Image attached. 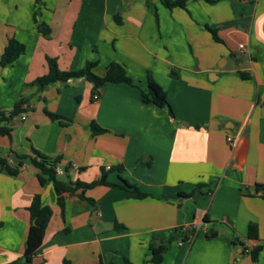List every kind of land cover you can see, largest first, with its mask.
Instances as JSON below:
<instances>
[{"label": "crops", "instance_id": "1", "mask_svg": "<svg viewBox=\"0 0 264 264\" xmlns=\"http://www.w3.org/2000/svg\"><path fill=\"white\" fill-rule=\"evenodd\" d=\"M164 1L0 0V56L11 38L26 46L14 63L0 61V112L25 100L7 123L12 137L0 134V155L13 163L35 147L62 157L64 182H91L104 169L108 181L148 194L97 185L84 190L91 203L83 189L41 185L30 164L15 176L0 168V264H143L154 239L167 242L194 219L196 237L172 241L161 264H264V0ZM48 57L62 70L97 61L99 75L115 61L134 85L107 82L99 99L84 77L31 85L48 73ZM149 74L166 91L164 107L142 101ZM92 122L106 131L94 135ZM36 194L53 215L28 261Z\"/></svg>", "mask_w": 264, "mask_h": 264}, {"label": "trees", "instance_id": "2", "mask_svg": "<svg viewBox=\"0 0 264 264\" xmlns=\"http://www.w3.org/2000/svg\"><path fill=\"white\" fill-rule=\"evenodd\" d=\"M214 2V0H209ZM165 4L169 8L174 7H187L188 0H165ZM38 13L35 11L33 14L34 22L38 25V29L41 33L49 36L51 29L49 25L45 22H40L38 19ZM214 38L221 41L217 33V29L209 27ZM26 46L23 42L16 38H11L5 47L3 54L0 56V61L2 65L11 64L18 60V58L25 52ZM49 71L47 74L35 79L31 85H38L39 87H44L48 84L55 83L57 81H69L71 79L84 77L94 84V93H100V89L107 83H128L134 85V79L128 74L124 65L118 62H111L106 67V71L103 75H99L95 72V68L98 65L97 61H87L85 66L79 70H62L60 69L57 59L53 57H48ZM244 74V73H243ZM148 90L142 92V101L144 103H154L160 107L166 105V91L155 81L153 76L149 74L148 77ZM24 99L19 100L15 105L14 109L8 113L0 112V134L8 135L12 137V128L7 125V123L13 120L19 113L23 111L22 104ZM171 111V110H170ZM47 114L51 119H60L62 121V116L56 113H52L46 110ZM172 112V111H171ZM63 122V121H62ZM91 130L94 135L100 134L106 131L105 128L101 127L98 123H91ZM16 154V153H15ZM16 160L11 163L10 156L0 155V168L9 175H18L20 170L25 164H30L35 167L38 173V179L41 185H46L52 183L57 190L64 185L66 188L72 192L76 193L77 190L83 189L80 196L85 198L91 203H95V200L91 197L86 196L84 190L88 188H93L97 185H107V186H120L124 188L129 197L134 198H144L148 196L147 193L141 191L137 186L131 184L126 179H122L123 183H113L108 181V172L103 169L102 175L99 179L93 180L91 182H82L80 180H72L69 177L66 178L64 182L57 171V168L63 164L62 157L52 158L39 149L32 147L29 154L18 155L16 154ZM70 165L65 166L66 172L69 171ZM259 188H264V185H258ZM197 194V190L186 193V196H194ZM60 198V197H59ZM30 212V227L27 234L26 244H25V258L30 261L37 254L40 249L47 226L52 218L53 209L49 205H44L41 200V195L36 194L28 207ZM205 221H209L208 216H205ZM117 228L122 229L119 225ZM190 228V227H189ZM197 230L195 228H177L171 235L169 241L165 242L163 240L157 241L154 239L151 242V257L147 263L143 264H161L164 260L165 252L167 251L169 244L174 241H186L193 240L197 235ZM215 236V233L211 232L208 237ZM249 236H257V228L254 224H250ZM254 258H258V252L254 254ZM127 264H136L126 258Z\"/></svg>", "mask_w": 264, "mask_h": 264}, {"label": "built area", "instance_id": "3", "mask_svg": "<svg viewBox=\"0 0 264 264\" xmlns=\"http://www.w3.org/2000/svg\"><path fill=\"white\" fill-rule=\"evenodd\" d=\"M241 47L243 48V45H241ZM93 96H94V99H99L100 98V93H94ZM23 118H25V116H23ZM228 140L232 141V137H229ZM57 171H58V173H62L63 172V170L60 167L57 168ZM199 224H200V221L198 219H194L192 228H195L197 230V232H198V230L200 228ZM179 243L181 244L182 242H179ZM246 252H250V250L246 249Z\"/></svg>", "mask_w": 264, "mask_h": 264}, {"label": "rangeland", "instance_id": "4", "mask_svg": "<svg viewBox=\"0 0 264 264\" xmlns=\"http://www.w3.org/2000/svg\"><path fill=\"white\" fill-rule=\"evenodd\" d=\"M62 179H64V178H62Z\"/></svg>", "mask_w": 264, "mask_h": 264}]
</instances>
